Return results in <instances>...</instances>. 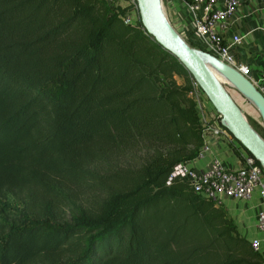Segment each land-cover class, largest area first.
I'll list each match as a JSON object with an SVG mask.
<instances>
[{
	"label": "trees",
	"instance_id": "1",
	"mask_svg": "<svg viewBox=\"0 0 264 264\" xmlns=\"http://www.w3.org/2000/svg\"><path fill=\"white\" fill-rule=\"evenodd\" d=\"M108 5L0 0V264H264L217 200L168 183L203 145L195 79ZM140 142L136 174L91 207L24 199L75 198L94 159Z\"/></svg>",
	"mask_w": 264,
	"mask_h": 264
},
{
	"label": "crops",
	"instance_id": "2",
	"mask_svg": "<svg viewBox=\"0 0 264 264\" xmlns=\"http://www.w3.org/2000/svg\"><path fill=\"white\" fill-rule=\"evenodd\" d=\"M239 1L234 14L225 20L224 27L219 25L218 29L224 41L233 44L232 54L237 63L249 66L250 80L264 93V0ZM163 6L172 26L192 47L200 50L211 48L210 42L195 32V12L190 11L183 0H163ZM234 36L241 38L239 44L234 43ZM198 110L203 123L213 121L216 116V109L206 96L202 108ZM206 138L210 140V148L203 149L201 146L198 155L188 160L190 167L207 170L215 159L229 169H238L243 165V157L248 152L240 141L215 134H209ZM217 201L233 217L242 235L251 242L253 239L261 241L260 252L264 257V230L258 226L264 198L258 189L248 199L219 193Z\"/></svg>",
	"mask_w": 264,
	"mask_h": 264
},
{
	"label": "built area",
	"instance_id": "3",
	"mask_svg": "<svg viewBox=\"0 0 264 264\" xmlns=\"http://www.w3.org/2000/svg\"><path fill=\"white\" fill-rule=\"evenodd\" d=\"M108 4L120 8L121 17L126 24L137 25L134 12L139 13L137 0H105ZM187 8L195 12V32L210 42L209 50H201L212 58L219 60L242 75L249 77L250 68L245 64H238L232 54L233 44L226 43L219 32L218 26L224 27L226 19L231 17L240 5L239 0H183ZM163 4V0H161ZM241 38L234 36V43L239 44ZM196 89L193 92L198 109L202 108L206 94L195 81ZM207 97V96H206ZM208 98V97H207ZM202 121V120H201ZM203 149L210 148V140L207 135L215 134L233 138V134L225 124L222 115L216 110L213 121L203 123ZM243 165L238 169H229L218 160H213L207 170H197L189 166L188 161L175 165L168 183L175 177H180L189 182L195 192L207 198L217 200L219 193H224L232 198H251L253 192L258 189L264 198V167L252 155L243 157ZM258 226L264 230V209L258 215ZM252 245L256 250L261 249L259 239H253Z\"/></svg>",
	"mask_w": 264,
	"mask_h": 264
},
{
	"label": "water",
	"instance_id": "4",
	"mask_svg": "<svg viewBox=\"0 0 264 264\" xmlns=\"http://www.w3.org/2000/svg\"><path fill=\"white\" fill-rule=\"evenodd\" d=\"M139 13L144 28L164 48L174 54L189 70L196 83L206 94L215 109L222 115L233 136L261 163L264 167V137L260 136L249 124L244 113L226 90L223 81L215 76L207 63L199 55V49L192 47L170 22L160 13L161 0H137ZM161 7V8H162ZM167 17V16H166ZM168 19V18H167ZM202 52L201 50H199ZM204 55L206 53L202 52ZM209 56V55H207ZM212 58L211 56H209ZM225 74V78L236 82L238 87L250 91L261 106L264 117V93L259 90L249 77L242 75L225 63L212 58Z\"/></svg>",
	"mask_w": 264,
	"mask_h": 264
},
{
	"label": "rangeland",
	"instance_id": "5",
	"mask_svg": "<svg viewBox=\"0 0 264 264\" xmlns=\"http://www.w3.org/2000/svg\"><path fill=\"white\" fill-rule=\"evenodd\" d=\"M161 7L162 6H160V8ZM108 8L112 13L122 14L121 9L116 8V6L108 5ZM161 11L167 19L168 17H166L167 15L164 6L161 8ZM134 13L137 18V24H140V21L142 23L140 13ZM168 20L169 18L167 21ZM168 22H170V20ZM199 53L202 55V52ZM223 81L226 90L229 91V94L231 93V97L244 113L245 118H247L250 125L260 136L264 137V117L257 105L249 96H247L248 94L245 90L235 86V84H233V82L229 79L227 82V80L223 78ZM152 151V148L140 142L125 151L122 150L116 153H104L102 156L94 159L91 163V169H93L94 176L93 174L85 176V185H81V188L77 184L66 186V189L71 193V195H74L75 198H65L59 196L56 198H49L50 195H47L46 198L40 197L24 199L30 202L32 208L43 211L46 205H48L50 208L52 207L57 210L63 218H66L69 215V206L72 200L77 201V203L81 204L83 208L91 207L94 204V200L99 199L96 197L101 195L97 190L98 184L101 183L103 186L108 184L106 187L109 189H112V186L118 184H120V186H124L121 183H127L136 174L137 169L144 163L148 153H151ZM117 176L121 177L116 179Z\"/></svg>",
	"mask_w": 264,
	"mask_h": 264
},
{
	"label": "bare ground",
	"instance_id": "6",
	"mask_svg": "<svg viewBox=\"0 0 264 264\" xmlns=\"http://www.w3.org/2000/svg\"><path fill=\"white\" fill-rule=\"evenodd\" d=\"M160 10H161V8H160ZM160 13H161V15H162V17L165 19V20H167L165 17H164V15H163V13H162V11H160ZM198 51V50H197ZM200 51H198V53H199ZM199 55L202 57V59L207 63V65L210 67V69L215 73V76L219 79V81L221 82V80L223 81V78H225V74L221 71V69H220V66L212 59V58H210L209 56H207V55H204L203 53H202V55L199 53ZM227 67H229V69H231V67L230 66H228V65H226ZM232 70V69H231ZM226 79V78H225ZM229 79V78H228ZM228 79H226L227 81H228ZM230 80V79H229ZM231 81V80H230ZM231 82H233V81H231ZM233 84H235V86H237L238 84L236 83V82H233ZM242 89L243 90H245L246 92H247V96H249L253 101H254V103L257 105V107L259 108V110L261 111V106H260V104L258 103V101L256 100V98L253 96V94L250 92V91H248V90H246L244 87H242ZM250 124V123H249ZM252 127V126H251ZM253 128V127H252ZM254 129V128H253ZM255 130V129H254ZM256 131V130H255ZM257 132V131H256Z\"/></svg>",
	"mask_w": 264,
	"mask_h": 264
}]
</instances>
